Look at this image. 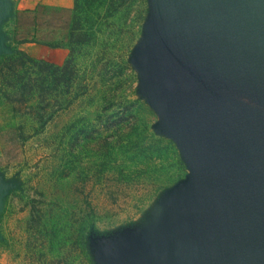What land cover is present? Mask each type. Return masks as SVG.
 <instances>
[{
	"label": "rangeland",
	"instance_id": "1",
	"mask_svg": "<svg viewBox=\"0 0 264 264\" xmlns=\"http://www.w3.org/2000/svg\"><path fill=\"white\" fill-rule=\"evenodd\" d=\"M63 1L71 7L40 5L36 19L24 15L20 25L0 12V62L5 69L0 76V264H164L185 253L180 245L184 233L203 241L207 237L201 224L220 221L211 197L197 193L234 170L227 164L232 154L214 145L224 146L219 139L228 141L231 135L247 137L244 125L250 118L242 107L224 106L210 97L236 91L238 77L246 71L198 59L217 46L205 36L206 28L217 25L198 17L209 9V1L148 0L145 18L127 37L130 84L115 82L106 88L123 98L145 99L155 108L149 131L174 140L187 172L165 187L135 168L131 176L120 174L117 166L108 173V165L93 152L95 145L85 144L86 133L73 129L72 120L81 118L82 123L85 116L94 117L91 113L102 104L97 89L105 86L96 74L102 62L93 71L89 57L103 42L113 43L114 36H101L82 48L86 55L78 63L81 75L88 73L90 91L72 105L68 101L78 85H56L51 68L18 63L26 40L69 41L64 25L74 0ZM213 12L211 7L210 17ZM32 19L38 21L41 36L28 26ZM116 53L115 47L108 57L118 61ZM49 57L39 59L64 62ZM143 195L152 198L141 203Z\"/></svg>",
	"mask_w": 264,
	"mask_h": 264
},
{
	"label": "trees",
	"instance_id": "2",
	"mask_svg": "<svg viewBox=\"0 0 264 264\" xmlns=\"http://www.w3.org/2000/svg\"><path fill=\"white\" fill-rule=\"evenodd\" d=\"M73 2L72 16L66 33L69 41L62 43L52 38L37 40L52 47L69 48V55L65 61L62 64L51 63L19 49L22 60L18 63L25 65L30 62L43 70L51 68L56 85L64 81L68 83V88L78 85L79 90L76 95L68 101L69 105H72L80 95L90 91V84L86 81L89 78L88 73L81 75L78 63L79 58H85L86 55L82 53V48L85 45H92L101 36L113 35V43L103 42V48L89 57L93 71H96L94 69L102 62L96 73L101 76L100 79L105 86L104 89H97L102 104L100 103L91 113L94 117L85 116V121L82 123H80L81 118H74L72 127L80 130L81 133H86L84 138L86 145H100L97 148L93 146V152L101 157L103 164L108 165V173L117 166L120 174L131 176L135 171L142 177L152 179L153 184L159 183L162 187L175 183L185 176L186 163L174 140L156 136L149 131L152 122L149 115L157 114L155 108L145 99L139 97L132 99L129 95L123 98V95L111 94L106 88L110 84L114 86L115 82L117 85L120 82L130 84L132 71L127 61L130 51L127 37L135 33L137 24L145 18L148 12V0H74ZM115 47L119 51L115 54L118 61L108 57V53ZM4 73V62H0V76ZM14 85L16 88L17 84ZM117 89L116 86L115 92ZM63 100H66V97L57 99L59 102ZM101 148L102 150L98 151ZM133 168L136 170L133 171ZM147 198L152 197L143 195L139 201L144 203Z\"/></svg>",
	"mask_w": 264,
	"mask_h": 264
},
{
	"label": "water",
	"instance_id": "3",
	"mask_svg": "<svg viewBox=\"0 0 264 264\" xmlns=\"http://www.w3.org/2000/svg\"><path fill=\"white\" fill-rule=\"evenodd\" d=\"M206 1L210 3L209 9L202 10L204 13L198 17L209 18L217 25V28L205 29V39L215 41L217 46L214 48L213 45V50L198 54V59L233 72L246 71L245 75L238 77L239 88L236 91L210 98L224 106L233 104L242 107L245 115L253 119V124L249 120L244 125L247 137L231 135L230 139L227 137L231 141L229 145L224 138L218 141L224 146L214 145L215 148H222V152L232 154L227 164L234 168L228 173L229 177H226L227 172L220 174L223 180L219 181L217 190L230 183L245 184L244 188H239L237 184L227 190L228 198H243L241 204L231 202L223 206L225 200L221 197L220 222L231 248L219 264H264V0ZM211 7L213 17L209 16ZM234 138L237 141L233 142ZM248 177L252 179L253 187L247 186ZM248 229L251 230L249 239L231 241L234 235H241ZM175 264L195 263L193 259H180Z\"/></svg>",
	"mask_w": 264,
	"mask_h": 264
},
{
	"label": "crops",
	"instance_id": "4",
	"mask_svg": "<svg viewBox=\"0 0 264 264\" xmlns=\"http://www.w3.org/2000/svg\"><path fill=\"white\" fill-rule=\"evenodd\" d=\"M68 3L64 2L63 0L61 1H57V0H0V12H2L3 14H11L10 15L11 18L13 17L17 21V25L18 24L20 25L22 16L33 15L35 17L37 12L39 11L40 5L51 4L52 6L54 5V7H57V6L61 7L60 9L62 8L67 9V7L69 6L71 7V4L69 3L70 4L69 5ZM52 9H55V8L52 7ZM68 10H70V8H68ZM37 22L36 20L32 19L31 23L28 26L33 27V30H32L34 32L33 34H36L37 36H41L38 33L40 32V30H39V24ZM68 22L65 23L64 25V28L66 29V32L64 33L65 35L68 31ZM26 32H29V31H26ZM26 41L27 42L21 43L22 45L20 46V48H22L27 53H29L30 55L36 58L38 57V58L50 59L49 57V54H50L51 60H54L57 63L63 60L65 61V59L67 58V55H68L67 47H64V46L52 47L48 44H45L44 42L42 43L40 41L36 42L37 40L35 39L32 40V42H28L29 40H26ZM237 184L238 183H235V184L230 183V184L222 186V188L217 190L218 183L211 181V182H208L206 187H204L202 191L198 192L197 194L201 196L211 197L210 202L212 203L215 209L216 207L220 209V206L222 205L227 206L231 202H235L236 204H241L243 198L241 199H237V198L235 199L234 197H232L233 199L231 197H229L230 199L228 198L229 195L227 193V190L230 191ZM221 197L224 198L225 204L223 203L221 205L219 203V202L222 203ZM225 197L227 198V200ZM196 208H197L196 206H193V209H196ZM196 211L197 209L195 210V212ZM235 215L239 216V214H237L236 212H235ZM201 226H202L201 228L206 230L205 237H207V239H204L203 241H198L197 239H195L196 234L192 235V233H184L181 239L182 241L180 245L183 246L184 248L183 251L185 253L178 254L175 259L171 258L170 261H173L175 264L179 262L180 259H193L195 264H219L220 263L223 256L226 253H228L231 248L230 245L227 243L228 239L225 237L226 234L224 230L222 231L220 228V226H222L221 222L220 221L217 222L215 220L213 223H209L207 225H204V223H202ZM249 231L251 233V230L248 229V230H244L243 234L241 235H234L231 241L241 242V241H245L249 239L251 237ZM170 261L168 260V262ZM168 262H164V264H170ZM143 264H149V263H143Z\"/></svg>",
	"mask_w": 264,
	"mask_h": 264
}]
</instances>
